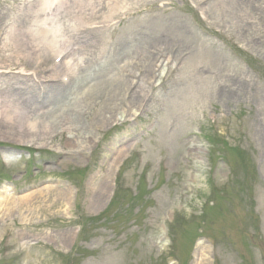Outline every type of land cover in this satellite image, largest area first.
Returning a JSON list of instances; mask_svg holds the SVG:
<instances>
[{
  "label": "rangeland",
  "instance_id": "1",
  "mask_svg": "<svg viewBox=\"0 0 264 264\" xmlns=\"http://www.w3.org/2000/svg\"><path fill=\"white\" fill-rule=\"evenodd\" d=\"M60 4L58 55L0 0V112L38 126L0 117V264H264V0Z\"/></svg>",
  "mask_w": 264,
  "mask_h": 264
},
{
  "label": "bare ground",
  "instance_id": "2",
  "mask_svg": "<svg viewBox=\"0 0 264 264\" xmlns=\"http://www.w3.org/2000/svg\"><path fill=\"white\" fill-rule=\"evenodd\" d=\"M59 2L63 3L65 2V0H42V7L38 8L37 10H34L32 11V13L29 15L32 19L31 21L29 22V25L25 28L24 32L19 34V35H24V34H28V35H31V40L34 42V43H39L37 42L38 39L44 41V44L47 45V47H49L50 49L53 50V53H57L59 52L58 55H61L66 49L67 47V41H64L65 43H62L59 38L62 36L60 33H59V28L54 26L53 25V21L54 19L59 15V10L60 8L63 6V4L61 5H57L55 6L56 4H58ZM78 3H81L78 2ZM81 7V6H79ZM67 12H71L70 9H66ZM76 15H80L81 18L79 19L78 16L77 17H73L72 19H70L68 22H69V25L71 27H73L75 25L74 22H76L77 20H84L85 22L87 23H90L92 24V21L97 19V12H92L90 14V17L88 18V16H84L86 15V13H84L82 11V9L78 10V11H74ZM30 13V11H29ZM83 15V16H82ZM87 19V20H86ZM91 21V22H90ZM94 22V21H93ZM84 24V22L82 23ZM13 28H15V25L14 27H10V30H13ZM16 30H21V28H15ZM9 35H7V38L9 39ZM37 38V40L35 39ZM16 51V52H15ZM30 50L28 51H24L26 52L25 55H23V57H28L29 55L30 56H34L35 59L37 60H40L41 59V56H39V50L38 48L34 47V49L29 52ZM13 53H17V55L15 57H19L20 55H22L20 53V50L18 52V49H15L13 51ZM67 59V57H65ZM64 61V60H63ZM65 65H66V68H67V71L66 73H63L62 76L63 77H66L68 75V71L70 73H74L75 71V65L71 60L69 61H65ZM10 106H5V111L4 112H0V117L4 118V120L8 123H17V124H20V128H21V133L22 134H28V136H30V142L31 141H35V136H38V126H37V123H36V119H30V118H25L23 119L22 122H18V115H17V108L15 107V110H14V107L9 104ZM1 111V109H0ZM4 113V114H2ZM19 114V113H18ZM4 115V116H3ZM48 128L49 126H45L44 129H43V133L44 134H48ZM9 134V133H8ZM19 134V132H18ZM18 137H20V135H18ZM17 137V139H18ZM23 139V137H22ZM43 139H40V141H42ZM18 141H21V139ZM13 197L10 196L8 199L11 200ZM14 201V200H13ZM13 201L11 200V202L9 204L5 203V204H2L3 205V213H2V219L4 218V216L6 215V213H8L10 210H11V207H14V205H11V203H13ZM1 205V206H2ZM204 256L202 255L201 259L203 258Z\"/></svg>",
  "mask_w": 264,
  "mask_h": 264
}]
</instances>
